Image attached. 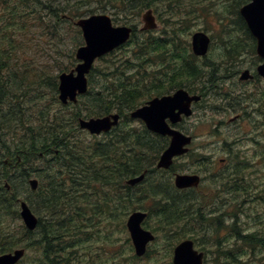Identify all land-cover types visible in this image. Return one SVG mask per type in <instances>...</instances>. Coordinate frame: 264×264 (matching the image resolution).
I'll list each match as a JSON object with an SVG mask.
<instances>
[{
  "label": "trees",
  "instance_id": "obj_1",
  "mask_svg": "<svg viewBox=\"0 0 264 264\" xmlns=\"http://www.w3.org/2000/svg\"><path fill=\"white\" fill-rule=\"evenodd\" d=\"M101 1L125 16L132 9L140 16L147 8L157 11L156 2L161 0ZM164 1L168 8L176 2ZM245 2L240 0V4ZM187 6L186 13L190 12ZM0 7L9 15H0V253L32 245L37 252L19 263L66 264L77 248L88 250L95 240L111 239L118 219L124 225L129 211L136 208L147 209L149 215L160 216L167 224L194 206L197 210L205 208L202 192L199 200L191 197L190 191L174 186L172 173L178 170L175 164L169 168L170 173L155 167L167 138L132 123L128 116L131 109L152 95L181 85L189 88L188 81L202 75L204 69L195 65L189 39L185 44L179 42V19L183 22L184 17L178 18L179 13L171 10L169 22L162 19L173 34L167 29L142 32L136 29V22H130L131 38L119 48L132 42L134 49L116 56L117 48L102 57L105 64L95 65L89 73L88 91L75 104H62L57 98V74L74 66L73 53L80 41L63 48L65 34L61 31L71 27L79 14L74 15L66 5L52 6L40 0H0ZM236 21L253 42L238 12ZM36 30L41 33L39 38ZM36 38L54 42L56 51L71 59L70 66L58 65L53 71L30 65L31 56L39 52L32 43ZM151 52L157 55L152 58ZM239 54L235 50L228 58ZM70 105L73 108L68 109ZM112 110L122 113V120L104 136L86 141L80 135L78 117ZM32 170L38 171L35 191L30 190L27 181ZM144 170L147 173L141 184H124L126 178ZM156 170L158 177L151 180L149 173ZM231 174L238 175V169ZM21 192L34 195L43 211L34 231L25 229L19 220ZM23 198L35 211L30 198ZM100 225L104 230L98 232ZM31 236L33 239L26 243V237Z\"/></svg>",
  "mask_w": 264,
  "mask_h": 264
},
{
  "label": "rangeland",
  "instance_id": "obj_2",
  "mask_svg": "<svg viewBox=\"0 0 264 264\" xmlns=\"http://www.w3.org/2000/svg\"><path fill=\"white\" fill-rule=\"evenodd\" d=\"M191 1L176 0V2L170 3L173 8H168L166 2L161 0L156 2L158 10L154 13L159 26L157 28L167 29L170 34H173L172 28L167 26V23L162 19L170 20L169 11L171 10H176L179 13L178 18L184 17L183 22H181L182 19H179L178 28L181 29L179 42L187 43L191 33L195 30L204 31L211 39L207 54L202 58L195 57L194 59L195 65L204 69L202 75L188 81L191 84L189 89L202 94V99L198 103L199 105L193 107V113L179 124V128L191 133L194 138L189 151L174 161L175 167L178 168L177 172H195L204 177L198 191H191L190 196L200 200L202 194L199 193L202 192L205 208L197 210V207L194 206L190 208L192 214L187 215L194 216L195 220L201 221L204 228L201 225L195 226L188 223L185 219L167 224L164 218L151 214L146 219L144 226L152 230L156 237L148 245V254L139 258L134 255L132 242L123 222L119 223L118 219L117 224H114L116 232L110 235L111 239H106L107 236H104L102 239H106L105 241L95 240L90 244L88 250L77 248L73 257L68 254V257L72 258L70 262L80 264H171L173 247L182 239L191 238L196 241V247L204 252V264H264V242L261 247L256 246L254 249L246 246L245 251L241 252L242 250L237 246L244 244V239L236 235L235 229L239 231V228L234 227L239 210H243L242 217L249 214L254 218L247 223V227L256 229L257 241L259 242V239L264 235V148L252 149V145L255 146V144H251L249 141L245 142L246 136L255 133L257 126L262 128L261 135L264 140V93H262L264 88H261L253 78L248 80L239 78L242 69L248 68L251 71L258 62V56L254 49L255 42L247 39L236 21L238 9L242 5L240 0H198L199 2L195 4H189ZM40 2L50 3L52 6L66 5V8L74 12V15L79 14L71 27H65L61 31L62 34H65V38L62 37L63 48H70L76 42L74 40L77 39L80 44L84 42L80 29L77 26L74 27L75 20L80 17L94 13H107L116 25H130V22H136V29L139 30L142 24L140 16L135 15L133 9L125 16L110 3H104L101 0H40ZM186 5L190 10L188 13L184 11ZM44 10L43 12L47 15L48 10ZM0 15H4L5 18L9 17L8 12L3 11L1 7ZM127 21L129 23H126ZM36 34L35 36L38 38L41 36L39 30H36ZM139 36H143V34H139ZM38 38L34 39L32 43L37 45L36 48L39 49V52L31 56L30 65L51 69L57 68L58 65L70 66L71 59L66 54L57 52L58 46L54 42L38 40ZM132 49H134V44L128 42L124 47L118 48L116 56L126 55ZM235 50H239L241 54L228 58L229 53H234ZM155 55H157L156 52H151L152 58ZM25 62L27 63V60ZM104 64L105 61L99 59L94 65L103 66ZM206 79L213 82H207ZM211 84L214 86H210ZM238 92L240 97L236 94ZM245 96L247 99L245 103L251 104V108H248L249 116L247 117L242 109L240 122L230 121L233 114L238 113L241 108L236 111L231 106L237 107ZM71 108H73L72 105L68 107V109ZM131 122L141 126L137 121ZM78 130L86 141L93 137L85 130L79 128ZM104 134L99 136H104ZM261 144L264 146V141ZM245 149L250 150L246 151ZM222 158L223 160H220ZM234 169L245 170L240 175H244L247 179L243 181V183L246 182V189L238 188L237 183L229 178L235 177L234 174H231ZM37 172V170H32L31 174L36 177ZM170 172L167 171V173ZM214 172L216 173L214 174ZM149 177L151 180L157 178V170L149 173ZM221 185L223 190L218 192L217 189ZM21 193L22 197L25 195L30 198L32 204L36 206L34 212L38 216H42L43 211L37 200H34L35 196H29L26 192ZM99 227L101 230L98 232L104 230V225ZM36 236L37 234L34 235V237ZM32 239V236L26 237V243ZM25 249L24 262L37 252V249L32 245L26 246ZM237 253L239 254L234 256ZM235 259L239 263L235 262Z\"/></svg>",
  "mask_w": 264,
  "mask_h": 264
},
{
  "label": "water",
  "instance_id": "obj_3",
  "mask_svg": "<svg viewBox=\"0 0 264 264\" xmlns=\"http://www.w3.org/2000/svg\"><path fill=\"white\" fill-rule=\"evenodd\" d=\"M241 16L256 38V51L264 59V0H250L239 10ZM144 22L143 28H154L155 20L152 11L149 9L142 14ZM76 24L81 28L84 44L76 49L75 56L79 59L76 66L58 75V97L66 103L68 100L75 101L77 94L87 90L86 75L89 72L92 62L121 43L125 42L130 35L131 27L126 25L114 26L107 14H92L79 18ZM209 44V37L202 31L192 34L191 46L197 55L206 53ZM257 70L264 76V61L257 66ZM248 71L242 72L241 78L248 77ZM199 96H189L183 89L176 90L171 95L154 97L145 105L137 107L130 112L131 117L142 119L146 126L157 133L170 136L168 147L161 153L157 162V167L167 168L172 163V158L187 151L185 147L191 141V136L182 134L180 131L171 128L166 118L171 122L180 119V114L189 115L191 113L190 104L192 100H198ZM118 113H109L104 116L79 118V126L86 128L91 133L108 131L117 124ZM144 173L128 179L126 182L135 184L142 180ZM200 181L197 174H176L175 185L179 188L196 186ZM32 189L37 187V180L30 179ZM20 216L28 229H34L37 225V217L31 211L25 201L20 202ZM146 213L141 210L133 211L127 218L126 225L137 255L143 254L148 241L153 239V234L141 227V222ZM23 249H15L12 252L0 254V264H14L23 255ZM202 252L193 248V242L185 239L174 247L173 264H202ZM76 264V263H70Z\"/></svg>",
  "mask_w": 264,
  "mask_h": 264
},
{
  "label": "flooded vegetation",
  "instance_id": "obj_4",
  "mask_svg": "<svg viewBox=\"0 0 264 264\" xmlns=\"http://www.w3.org/2000/svg\"><path fill=\"white\" fill-rule=\"evenodd\" d=\"M250 75L252 76L251 78H253L254 81H256V83L261 87V88H264V79L259 77L257 72H256V65L254 67H252L251 71H249ZM247 82V81H246ZM243 88V86H242ZM244 91V90H243ZM264 93V90L263 92ZM238 95V97H240V94L239 92L236 93ZM261 98V97H260ZM247 102V99H246V96L240 100V102L238 103V106L237 107H234V106H231L232 109H235L236 111L240 108L239 112L236 113V114H233V116L230 118V121L232 122H240V117H241V110L243 109L244 110V113H246V116L248 117L249 116V111H248V108H251V104H248V103H245ZM245 103V104H244ZM248 104V105H247ZM260 110V109H259ZM252 117V116H250ZM260 129H262L261 127H259ZM257 131H255V133H252L250 135H255L257 134L256 133ZM249 150V149H246V151ZM220 160H223L220 159ZM222 162V161H221ZM245 170L244 169H239L238 170V175H235L232 176V177H229L230 179H232L233 181H235L237 184L236 186H238V188H242V189H246V182L243 183L244 180H247L245 179L244 175H240L242 173H244ZM240 175V176H239ZM223 190V186L221 185V187L219 186L218 188V192L222 191ZM190 212V211H189ZM243 214V210H239V213L238 215L236 216L235 220H236V223L234 224V227H238L239 228V231L235 229V232H236V235L239 237L241 236L243 239H244V244H239L237 247L238 249L240 248L243 252L245 251L246 249V246H249L250 249H254L256 248V246H260L261 247V244L264 242V235L259 239V242L257 241V235L255 233L256 229H252V227H247V223L249 221H252L254 220L253 216L252 215H246L244 217H242ZM186 220L188 221H191V220H195V218H193V216H188L186 217ZM222 220V219H221ZM202 228H204L202 226ZM254 230V231H252ZM252 231V232H251ZM260 244V245H259ZM237 249V250H238ZM236 250V251H237ZM230 254H232V252H230ZM239 253H237L236 255L234 256H237ZM248 260V259H247Z\"/></svg>",
  "mask_w": 264,
  "mask_h": 264
},
{
  "label": "bare ground",
  "instance_id": "obj_5",
  "mask_svg": "<svg viewBox=\"0 0 264 264\" xmlns=\"http://www.w3.org/2000/svg\"><path fill=\"white\" fill-rule=\"evenodd\" d=\"M112 111H113V110H112ZM117 111H118V110H117ZM128 111H129V110H128ZM119 113H120V112H119ZM124 114H125V111H124ZM121 115H122V113H121ZM124 116H125V115H124ZM80 117H81V116H80ZM55 149H56V148H55ZM62 167H63V166H62ZM66 167H67V166H66ZM27 181H28V180H27ZM55 188H57V187H55ZM60 189H61V188H60ZM56 191H57V190H56ZM56 191H55V192H56ZM64 194H65V193H64ZM62 195H63V194H62ZM62 195H61V196H62ZM55 196H56V195H55ZM57 196H58V194H57ZM61 196H60V197H61ZM63 197H64V196H63ZM19 198H20V197H19ZM55 198H58V197H54V199H55ZM54 199H53V200H54ZM61 199H62V198H61ZM18 200H19V199H18ZM42 223H43V222H42ZM37 225H38V224H37ZM23 227H24V226H23ZM28 231H29V230H28Z\"/></svg>",
  "mask_w": 264,
  "mask_h": 264
}]
</instances>
